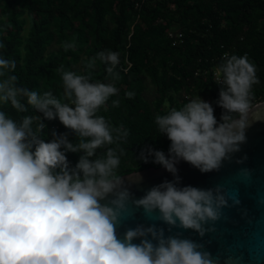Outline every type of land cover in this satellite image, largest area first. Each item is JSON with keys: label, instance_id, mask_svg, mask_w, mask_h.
<instances>
[{"label": "clouds", "instance_id": "1", "mask_svg": "<svg viewBox=\"0 0 264 264\" xmlns=\"http://www.w3.org/2000/svg\"><path fill=\"white\" fill-rule=\"evenodd\" d=\"M62 47L75 50V41ZM97 60L106 65L104 82L93 80L91 70ZM82 63V74L63 66L58 69L62 81L58 98L51 90L40 94L18 86L16 61L0 57V104L10 103L18 113L31 107L46 120L58 119L77 138L73 143L67 135L53 132V139L46 141L41 116H24L17 122L0 110V264H221L204 243L179 232L166 236L156 224L129 228L123 238L117 234V225L129 212L131 193L123 186L116 149L108 147L101 156L96 150L128 135L122 125L113 126L99 114L108 110L111 97L119 96L120 53L105 49ZM214 73L219 85L215 104L222 109L219 119L213 104L199 93L186 96L179 108L165 101V111L155 115L154 123L157 133L170 141L168 154L151 149L149 154L174 180H165L132 200L149 218L156 213L155 219L168 225L169 231L191 230L201 238L227 219L224 209L240 208L239 191L222 184L181 185L176 164L182 160L201 173L218 172L241 151L247 129L264 111L254 103V86L260 80L247 53L224 52ZM124 95L131 99L135 93ZM120 103L111 100L113 108ZM69 152L80 154L74 166ZM245 160L247 155L236 163ZM252 175V169H239V182L250 183ZM256 203L264 206V195ZM241 216H248L246 208ZM223 264H233V257H226Z\"/></svg>", "mask_w": 264, "mask_h": 264}, {"label": "trees", "instance_id": "2", "mask_svg": "<svg viewBox=\"0 0 264 264\" xmlns=\"http://www.w3.org/2000/svg\"><path fill=\"white\" fill-rule=\"evenodd\" d=\"M72 41L75 50L65 51L62 44ZM0 44V57L16 61L18 86L40 94L51 90L58 98L61 66L82 74V60L105 49L120 53L119 96L111 97L108 110L99 114L113 126L122 125L128 135L97 149L96 156L108 147L116 149L121 176L161 166L153 163L149 150L168 154L170 141L157 133L154 123L155 115L165 111V101L179 108L186 96L208 93L219 119L214 68L224 52L248 54L260 80L254 86V103L264 100V0H0ZM105 68L97 60L93 80L104 82ZM149 87L154 92L151 100L144 96ZM126 91L134 97L127 98ZM113 99H120L118 108L111 106ZM0 110L17 122L24 116L44 119L31 107L18 113L9 103L0 104ZM44 123L46 141L55 132L76 142L75 134L58 119ZM79 155L67 153L72 166Z\"/></svg>", "mask_w": 264, "mask_h": 264}, {"label": "water", "instance_id": "3", "mask_svg": "<svg viewBox=\"0 0 264 264\" xmlns=\"http://www.w3.org/2000/svg\"><path fill=\"white\" fill-rule=\"evenodd\" d=\"M255 104L264 107V100ZM260 117L259 121L254 122L247 129V143L241 146V151L235 153L231 161H226L218 172L201 173L182 160L176 164L181 185L210 188L222 184L229 189H238L242 201L240 208L224 209L227 219L217 222L215 232L207 233L201 238L191 230L173 227L169 231L168 225L155 219L156 213L149 218L143 208L132 205V200L141 198L153 186L165 180H174L173 175L161 165L150 166L121 176L124 181L123 186L131 193V198L128 201L129 212L117 225V234L123 238L129 228L156 224L157 227L165 230L166 236L179 232L184 237L204 243L207 250L221 258V264L226 257H233V264H264V206L256 203L257 197L264 195V111H261ZM244 155H247V160L242 164L236 163V160ZM241 168L253 170L250 183L239 182L238 171ZM107 202V200L102 201V203ZM243 208L248 210L246 217L241 216ZM253 257L258 259L253 260Z\"/></svg>", "mask_w": 264, "mask_h": 264}, {"label": "rangeland", "instance_id": "4", "mask_svg": "<svg viewBox=\"0 0 264 264\" xmlns=\"http://www.w3.org/2000/svg\"><path fill=\"white\" fill-rule=\"evenodd\" d=\"M151 87V86H150ZM148 88V90L145 92V94H144V96H145V98H147V99H149V100H151V99H153V94H154V92H153V90H152V88ZM201 97L204 99V100H206V101H208V102H210V103H212V97L208 94V93H206V94H204V95H201Z\"/></svg>", "mask_w": 264, "mask_h": 264}, {"label": "built area", "instance_id": "5", "mask_svg": "<svg viewBox=\"0 0 264 264\" xmlns=\"http://www.w3.org/2000/svg\"><path fill=\"white\" fill-rule=\"evenodd\" d=\"M170 36H174L176 39H179L182 37L181 33H169Z\"/></svg>", "mask_w": 264, "mask_h": 264}]
</instances>
